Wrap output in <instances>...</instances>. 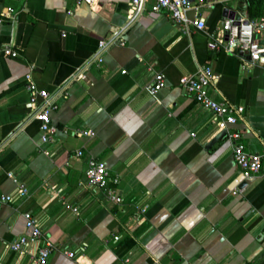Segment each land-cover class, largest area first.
Returning <instances> with one entry per match:
<instances>
[{
    "label": "crops",
    "instance_id": "0c3cea01",
    "mask_svg": "<svg viewBox=\"0 0 264 264\" xmlns=\"http://www.w3.org/2000/svg\"><path fill=\"white\" fill-rule=\"evenodd\" d=\"M190 1L188 17L204 18V28L147 8L123 32L124 45L95 60L98 41L128 24L130 0H0V17L8 10L0 46L17 51L0 58V193L13 198L0 205V264H35L37 245L6 246L24 234L25 213L54 245L48 264H264V163L245 178L232 142L178 81L210 66L211 97L244 107L231 130L248 152H263L262 66L207 43L236 13L264 19V0ZM27 72L55 104L57 132L47 142ZM156 72L166 85L152 97L144 85ZM90 158L119 178L122 205L84 185Z\"/></svg>",
    "mask_w": 264,
    "mask_h": 264
},
{
    "label": "built area",
    "instance_id": "2783aa9c",
    "mask_svg": "<svg viewBox=\"0 0 264 264\" xmlns=\"http://www.w3.org/2000/svg\"><path fill=\"white\" fill-rule=\"evenodd\" d=\"M77 4L86 2L90 5L95 4V0H75ZM264 7V3H263ZM93 8V7H92ZM148 8L150 12H165L171 19L180 25L187 26L189 23L196 28L205 27L204 18L196 16L193 20L188 17V11L192 8L190 0H130L128 11V24L117 30L107 39L98 41L97 50L94 54L97 60L100 54L111 45H124L123 32L133 22H135ZM8 14L1 13L2 17ZM264 19L248 17L226 18L216 31L209 33L208 48L212 50H224L233 54H240V58L245 66L250 64H260L264 73ZM17 51L8 45L0 46V58H14ZM124 73V71H122ZM26 88L29 92L30 104L37 105L34 117L40 122L42 142H47L57 132V128L51 124L50 112L55 108L51 96L45 89L39 88L31 77V73L24 75ZM217 80V75L210 66H201L194 73L182 75L179 78V86L189 95L199 106L208 109L212 115V122L218 130H221L229 141L232 142V153L235 164L242 170L245 178L257 174L264 163V151L261 153L248 152L241 142V133L238 130H231L238 121L244 118V107L234 105L225 99L216 100L211 97L209 88ZM166 78L162 72H156L151 80L145 85V91L152 97L164 88ZM78 133L93 135L91 130H80ZM76 156H81L82 151L77 150ZM13 178L12 174H9ZM119 178L111 176L105 161L90 158L85 169L84 185L93 192H101L105 198L117 205L123 204V198L116 193V185ZM18 196L28 195L27 187L17 180ZM10 194L0 193V205L12 202ZM140 212L144 208H138ZM24 234L17 239L7 243V247L18 253H24L31 245H37L34 256L35 264H48L49 256L54 250V245L42 232L38 221L30 214H24ZM117 239L118 236H115ZM69 257H74L72 251L66 252Z\"/></svg>",
    "mask_w": 264,
    "mask_h": 264
},
{
    "label": "water",
    "instance_id": "95a60500",
    "mask_svg": "<svg viewBox=\"0 0 264 264\" xmlns=\"http://www.w3.org/2000/svg\"><path fill=\"white\" fill-rule=\"evenodd\" d=\"M227 11H229L228 8H225V9H224V13H226ZM234 13H235V12H234ZM235 18H239V14H238V13L235 14Z\"/></svg>",
    "mask_w": 264,
    "mask_h": 264
},
{
    "label": "trees",
    "instance_id": "16d2710c",
    "mask_svg": "<svg viewBox=\"0 0 264 264\" xmlns=\"http://www.w3.org/2000/svg\"><path fill=\"white\" fill-rule=\"evenodd\" d=\"M250 9V8H249Z\"/></svg>",
    "mask_w": 264,
    "mask_h": 264
}]
</instances>
